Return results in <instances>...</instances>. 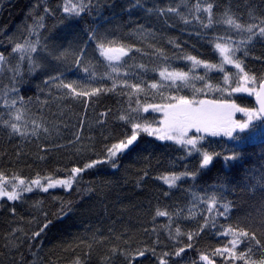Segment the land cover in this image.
<instances>
[{
  "label": "snow or ice",
  "instance_id": "6c2138e0",
  "mask_svg": "<svg viewBox=\"0 0 264 264\" xmlns=\"http://www.w3.org/2000/svg\"><path fill=\"white\" fill-rule=\"evenodd\" d=\"M43 2V13L53 15L54 10ZM115 6L114 0H63L61 21L69 25L83 21L78 30L50 42L42 35L45 15H41L24 29L22 39L9 38L10 52H0V76L11 73L10 85L0 92V137L15 145L11 157L6 151L0 156L4 161L0 213L8 214L10 225H17L24 220L20 206L28 204L27 194L75 189L83 199L88 193L110 191L117 182L108 178L85 181V176H96L101 170H110V176H115L124 158L131 156L136 162L134 187L145 188L149 179L166 186L167 190H158L157 205L161 196L170 197L171 190L187 183L184 191L201 209L190 208L185 216L183 210L169 212L157 206L153 223L156 217H167L169 223L164 229L153 227L154 238L138 240L123 215L128 209L122 207V215L111 221L106 233L97 228L89 240L81 238L76 243V247L86 244L87 251L71 264H90L96 246L102 249L100 264H264V166L254 169L239 189L247 197L242 206L224 195L229 190L226 177L207 186L197 184L215 160L227 164L240 159L234 149L218 151L206 147V141H238L242 134L264 128V72L256 73L248 66L250 59L264 65V0L259 4L245 0L246 18L237 14L241 5L234 7V0H127L122 8L127 20L106 26L116 17L113 13L102 18L103 10ZM134 11L141 15L134 17ZM170 29L195 37L211 51V58L188 51L189 40L169 35ZM161 38L171 45V54L152 43ZM138 43L147 44L151 53ZM138 55L148 56V62H137ZM25 64L28 76L37 71L45 74L42 85H37L43 99L37 95L33 102L32 97L26 100L20 95L27 83L22 71ZM201 68L202 74L197 72ZM212 73L221 74L222 83H212ZM195 81L202 87H195ZM185 88L192 89L191 96ZM233 94L252 97L255 105L241 106ZM52 105L57 109L55 119L44 114ZM37 107L39 114L33 110ZM237 113L242 118L237 119ZM72 116L76 117L74 123ZM160 144L175 145L182 153L178 161L194 159V163L153 176L152 150ZM29 145L42 153L39 162L46 163L52 151H66L74 154V166H66L62 178L40 171L23 177L18 171L22 162L29 168L35 166L23 151ZM177 166L176 161L171 162L172 168ZM231 191L236 194V186ZM74 203L62 202L56 218L67 215ZM40 205L41 201L33 200L24 210L32 216L28 223H37L30 239L40 238L53 223L47 217L42 226L38 222ZM132 207L151 215L153 205L149 199L147 206ZM143 230L148 233L146 227ZM161 231H166V241H161ZM25 232L22 226H10L0 249V264H18L16 254ZM19 264H27L23 253Z\"/></svg>",
  "mask_w": 264,
  "mask_h": 264
},
{
  "label": "trees",
  "instance_id": "16d2710c",
  "mask_svg": "<svg viewBox=\"0 0 264 264\" xmlns=\"http://www.w3.org/2000/svg\"><path fill=\"white\" fill-rule=\"evenodd\" d=\"M48 6L54 10L53 15H46L43 13V0H0V52L6 54L11 51V45L9 38L13 40L22 39L26 35L25 28L29 25L38 21L39 16L45 15L44 24L45 27L41 30L42 35L49 38L50 42H54L59 35H68L72 30L79 29L83 21L73 23L71 25L63 23L61 17L64 16L62 7L63 0H46ZM101 3L113 2V0H100ZM115 8L109 9L104 8L102 13L103 17L112 16L115 13V19L108 21L106 26H115L117 23H122L128 18L126 12H122V8L126 5L127 0H114ZM162 3H167L168 0H161ZM195 0H193V3ZM226 2V0H222ZM251 3L259 4V0H250ZM239 3L241 7L237 9V14L243 18H246V10L243 7L245 0H234L235 4ZM39 5V6H37ZM140 12L134 11L133 16L139 17ZM87 19V17H86ZM151 26V25H150ZM132 26L129 25L128 28ZM157 28L160 25H156ZM169 35L181 36V39H188L189 45H186V49L193 54L201 55L203 58H211V51L206 45L196 41L195 37H187L181 34L176 29L167 30ZM152 43H159L171 54L174 51L171 45L167 44L165 38H161L159 41H152ZM192 45H195L193 47ZM137 46L144 47L145 51L151 53L152 49L147 44H137ZM256 53L259 54L260 49H255ZM149 60L148 56L137 57V62L147 63ZM15 63V61H13ZM183 66V65H181ZM248 66L256 73L264 72V65H261L258 61L249 60ZM186 70V68H185ZM24 72L25 83L20 88V95L26 100L28 97H32L35 102L36 96L39 95L43 99V93L38 91L37 85H42L45 79V74L37 71L31 76L27 74V65L22 66ZM234 71V70H231ZM198 73H203V69H197ZM151 75V74H150ZM213 79L212 83L221 82L222 75L218 73L210 74ZM158 79V76L156 77ZM11 83V73L6 72L0 76V92H2L5 86ZM195 87H202V83L199 81L193 82ZM184 92L189 96L192 95L191 88H185ZM219 95V93H213ZM233 98L237 100L241 106H253L251 99L233 94ZM2 103V100H0ZM39 114L38 107L33 109ZM103 110V109H101ZM57 111L56 106L52 105L51 110L45 109V116L55 119L53 113ZM72 122H75L76 117H71ZM59 123V120H57ZM212 141V138H209ZM206 147L215 148L218 151H223L225 148L234 149L240 153V159L236 161L228 162L227 164L222 159L214 161L213 165L204 172V174L198 179L197 184L202 186L211 185L217 182L220 178L226 177L229 190L224 193L228 199L234 201L238 206H242V201L247 199L244 194L239 192L240 188L245 186L246 177H249L253 173L254 169H260L264 166V128H258L255 132H249L242 134V138L238 141L221 140L217 138L215 141L208 143L205 142ZM15 145L10 144L3 137H0V156L6 151L11 157ZM23 151L29 154V159L35 165L34 167H26L23 162L18 171L21 172L23 177H32L37 171L43 174H56L59 178L64 176L63 169L74 166L75 156L72 153L66 151H52L48 154L47 162H39L38 157L41 152H38L35 145H29L24 148ZM153 151V159L151 161V172L152 175H158L162 172L168 171H179L182 170L184 163H194V159L190 161H178L177 157L182 155L181 150L175 145L165 146L160 144ZM231 154V153H229ZM176 161L177 167L174 169L171 167V162ZM4 164L3 160H0V167ZM136 162L133 157L128 156L124 158L121 171L115 176H110V170H101L96 176H85V181L98 180L102 178H108L113 180L114 183L112 189L105 190L103 194L100 193H88L81 196L75 189L70 192H65L62 189L49 190V193L35 192L33 194H27L29 196L28 204L21 207V212L24 213V220L21 224L10 225V221L6 219L7 213H0V249L3 248L4 236L9 230L10 226L23 227L26 232L22 234L23 245L20 252L17 253V261L19 264L20 253H23V259L27 264H32L33 260L37 261V264H71L73 259H76L79 254L87 251V245L82 244L80 247H76V243L82 238L87 241L91 237V233L97 228H100L107 232L108 225L112 220H115L117 216L122 215L121 208L126 207L127 213H123L125 221H130L135 236L138 240H149L154 238L152 228L155 227L158 230L164 229L169 223L167 217H156L155 223L152 221V216L155 214V208L160 207L161 210H167L169 212H176L183 210L185 216H188L189 209L193 211H199L201 205L199 202L192 203V197L184 189L187 187V183H184L180 188L171 190L170 197H160L159 205H157L156 195L158 190H167L166 186L160 181L149 179L148 185L143 189L134 187L135 184V173H136ZM57 169L61 171L57 172ZM258 175V172L255 173ZM127 179V185L124 184V180ZM87 185H83L86 187ZM236 186L237 192L233 194L231 187ZM202 192L203 189L201 188ZM212 190L209 189V192ZM54 197H57L54 199ZM149 199L152 201V213H148L140 210L139 212L133 208V205L139 206L143 204L147 206ZM33 200L41 201L40 211L37 213L38 222H45V218L50 219L53 223L46 230L40 238L30 239L32 230L37 227V223H28L32 219V216L24 211L30 206ZM68 201H74L72 210L67 214L61 213V218L57 219L56 214L60 213L61 205ZM2 203V202H0ZM182 221V225H183ZM148 229V233L144 232V228ZM175 227H173V232ZM161 241L167 240L166 231L160 232ZM31 245V248L29 247ZM72 246L65 251V247ZM201 246H205L201 242ZM73 248L75 251H73ZM102 249L99 246L94 247L92 259L90 264H100V254ZM35 254V255H33Z\"/></svg>",
  "mask_w": 264,
  "mask_h": 264
},
{
  "label": "rangeland",
  "instance_id": "374dc122",
  "mask_svg": "<svg viewBox=\"0 0 264 264\" xmlns=\"http://www.w3.org/2000/svg\"><path fill=\"white\" fill-rule=\"evenodd\" d=\"M236 95H239V96H242V97H246L245 94H236ZM246 98L251 99L252 97H246ZM236 118L239 119V118H242V117H241V115L239 113H237L236 114ZM51 190H54V189H51ZM36 192H39V191H36ZM40 193H42V192H40Z\"/></svg>",
  "mask_w": 264,
  "mask_h": 264
},
{
  "label": "water",
  "instance_id": "95a60500",
  "mask_svg": "<svg viewBox=\"0 0 264 264\" xmlns=\"http://www.w3.org/2000/svg\"><path fill=\"white\" fill-rule=\"evenodd\" d=\"M251 101L253 102V106L255 105V99L251 98Z\"/></svg>",
  "mask_w": 264,
  "mask_h": 264
}]
</instances>
